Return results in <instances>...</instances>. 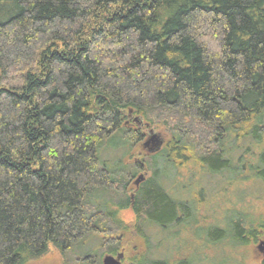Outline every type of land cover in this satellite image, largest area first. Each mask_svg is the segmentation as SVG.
I'll return each mask as SVG.
<instances>
[{"label":"trees","instance_id":"16d2710c","mask_svg":"<svg viewBox=\"0 0 264 264\" xmlns=\"http://www.w3.org/2000/svg\"><path fill=\"white\" fill-rule=\"evenodd\" d=\"M0 74V264L38 259L49 245L63 264H101L124 245L129 264H197L148 257L136 240L147 242L144 226L193 222L191 202L164 183L178 178L169 169L194 160L234 173L223 142L260 138L264 0H0ZM130 114L171 135L145 158L152 172L137 187L142 163L110 165L100 152L115 136L129 150L139 143ZM245 125L252 131L239 134ZM248 168L264 183V152ZM228 225L192 231L207 245L257 236L240 214Z\"/></svg>","mask_w":264,"mask_h":264},{"label":"rangeland","instance_id":"374dc122","mask_svg":"<svg viewBox=\"0 0 264 264\" xmlns=\"http://www.w3.org/2000/svg\"><path fill=\"white\" fill-rule=\"evenodd\" d=\"M2 80L0 74V81ZM6 81H9L6 79ZM264 117V116H263ZM125 126L130 128H140L144 134L139 143L135 144L130 150L128 145L124 148L120 146L122 141L119 136L108 139L105 147L109 150H101V158L108 160L113 165L117 160L122 158V164L129 166L133 163H142V169L138 171L131 179V185L137 186L135 181L139 175L147 178L151 175L152 169L147 168L145 160L149 158L150 153L162 149L169 141L171 135L167 131L165 125L150 123V125L136 121V115L130 114L127 117ZM141 123V127L138 125ZM251 125L243 126L241 132H250ZM261 135L258 141L252 139V135L243 137V135H233L228 142H223L224 156L231 161L234 168V173L222 172L221 174H211L203 169L196 167L194 160L192 164L182 166L181 169L175 171L169 169L168 177L172 178L174 173L178 171V178L174 179L173 186L166 180L164 183L173 197L180 200H189L193 206V222L190 225L186 223L170 229H158L154 225L144 226L142 231L145 240L138 239L136 244H139L144 254L148 257H167L170 261L177 258L193 257L197 264H214L215 260L225 257L231 263L237 264H261L264 256V183L256 178V175L249 170V166L256 164V157L260 152H264V121L260 124ZM156 134L161 144L156 147L149 140V131ZM119 135V134H116ZM147 142L148 146H144ZM122 147L121 149H115ZM115 149V150H112ZM112 150V151H110ZM125 152V153H124ZM152 156H155V154ZM151 157V156H150ZM146 158V159H145ZM143 159V160H142ZM141 160V161H140ZM162 161L158 163L160 169L163 167ZM181 163V162H180ZM130 167V166H129ZM191 168L190 175L185 172V169ZM242 215L246 221L245 228L249 226L257 230L256 238H251L244 244H231L228 241H222L212 245L205 244V239L201 235H195L192 229L198 228H226L228 221ZM119 217L130 226L129 236L126 240V245L131 244L136 238L133 214L130 210H122L119 212ZM173 239H171V237ZM263 241V248L259 250L258 245ZM94 243H97L94 238L88 241L87 250L94 249ZM132 245V244H131ZM138 245V246H139ZM97 246V245H95ZM125 246V245H124ZM121 246L119 252L123 253L121 264H129L127 260L128 254L125 252L127 246ZM130 247V246H129ZM82 255L85 254L81 249ZM87 253V252H86ZM114 254V256L116 255ZM70 257H79L77 250L67 254ZM81 255V256H82ZM104 254L101 258L102 259ZM25 264H63L62 255L51 245L47 252L38 259L29 261Z\"/></svg>","mask_w":264,"mask_h":264},{"label":"water","instance_id":"95a60500","mask_svg":"<svg viewBox=\"0 0 264 264\" xmlns=\"http://www.w3.org/2000/svg\"><path fill=\"white\" fill-rule=\"evenodd\" d=\"M151 138H158L157 135H151ZM143 175H139L135 181L136 185L143 180ZM258 248L262 250L263 248V241L260 242L258 245ZM123 254L119 252L115 256L113 255H105L102 259V264H120V260L122 258Z\"/></svg>","mask_w":264,"mask_h":264},{"label":"flooded vegetation","instance_id":"af4514ba","mask_svg":"<svg viewBox=\"0 0 264 264\" xmlns=\"http://www.w3.org/2000/svg\"><path fill=\"white\" fill-rule=\"evenodd\" d=\"M139 126L141 127V125H139ZM148 134L150 135L149 140L153 142L154 146H155V144H156V147H158V145L161 144V141H162V140H159V138H151V135L154 134L151 130L148 132ZM143 135H147V134H144V133H143ZM155 135H156V134H155ZM144 146H145V147L148 146V143L145 142V143H144ZM158 149L161 150L162 147H160V148H158ZM160 150H158V151H156V152H159ZM256 178L259 179L258 177H256ZM259 180L262 182L261 179H259ZM259 250H260V249H259ZM263 258H264V256H263ZM263 258H262V259H263Z\"/></svg>","mask_w":264,"mask_h":264}]
</instances>
